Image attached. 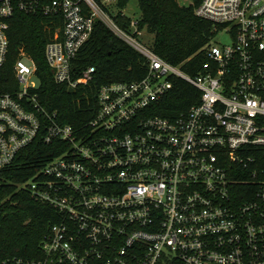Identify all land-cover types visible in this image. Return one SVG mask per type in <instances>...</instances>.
Here are the masks:
<instances>
[{
	"label": "built area",
	"instance_id": "1",
	"mask_svg": "<svg viewBox=\"0 0 264 264\" xmlns=\"http://www.w3.org/2000/svg\"><path fill=\"white\" fill-rule=\"evenodd\" d=\"M120 2L0 0V73L19 11L49 18L45 53L58 84L76 90L93 79L95 67L74 79L73 61L97 22L147 65L140 79L103 84L95 117L76 126L42 103L38 65L20 48L18 88L0 91V168L37 140L53 145L58 153L22 186L61 220L43 259L16 264H264V0L201 2L197 15L232 42L212 38L196 74L159 55ZM179 80L198 101L156 114Z\"/></svg>",
	"mask_w": 264,
	"mask_h": 264
},
{
	"label": "trees",
	"instance_id": "2",
	"mask_svg": "<svg viewBox=\"0 0 264 264\" xmlns=\"http://www.w3.org/2000/svg\"><path fill=\"white\" fill-rule=\"evenodd\" d=\"M129 1L121 0V12ZM202 1L192 0L190 5H181L179 0H139L140 28L154 36L151 40L154 50L191 74L198 73L207 61L205 46L218 28L213 21L197 15L196 8ZM8 21L10 54L0 73V91L18 88L14 63L20 48L24 47L38 65L41 85L37 92L42 103L50 110H57L62 120L76 126L95 117L98 92L103 84L137 80L146 73L145 57L103 22H97L91 38L73 61L74 79L89 67H95L94 77L87 85L71 91L67 84L54 81L46 59V45L53 35L46 28L49 18L19 11ZM199 96L200 91L179 80L155 105V113L174 117L196 103ZM57 153L53 145L37 140L22 150L11 166L0 168V264L6 260L7 264H16V258L26 263L45 257L42 243L51 227L61 220L60 213L55 207L36 200L22 184L37 172L44 158Z\"/></svg>",
	"mask_w": 264,
	"mask_h": 264
},
{
	"label": "rangeland",
	"instance_id": "3",
	"mask_svg": "<svg viewBox=\"0 0 264 264\" xmlns=\"http://www.w3.org/2000/svg\"><path fill=\"white\" fill-rule=\"evenodd\" d=\"M181 5H190L192 3V0H179ZM125 16L130 17L134 20H140V6H139V0H130L126 7L123 10ZM146 32V29H145ZM146 41H151L154 36L145 33L144 36ZM232 42V36L230 33L220 30L216 32L215 36L212 39V43L214 45H224L229 44Z\"/></svg>",
	"mask_w": 264,
	"mask_h": 264
},
{
	"label": "water",
	"instance_id": "4",
	"mask_svg": "<svg viewBox=\"0 0 264 264\" xmlns=\"http://www.w3.org/2000/svg\"><path fill=\"white\" fill-rule=\"evenodd\" d=\"M70 90H71V91H75V89H74V88H71Z\"/></svg>",
	"mask_w": 264,
	"mask_h": 264
}]
</instances>
